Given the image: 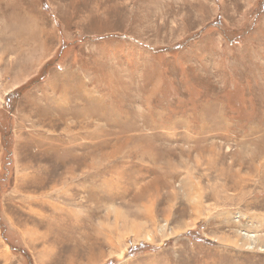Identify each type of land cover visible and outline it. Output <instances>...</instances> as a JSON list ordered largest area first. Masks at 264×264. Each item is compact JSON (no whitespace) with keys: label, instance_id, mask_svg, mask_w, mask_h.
Returning <instances> with one entry per match:
<instances>
[{"label":"rangeland","instance_id":"1","mask_svg":"<svg viewBox=\"0 0 264 264\" xmlns=\"http://www.w3.org/2000/svg\"><path fill=\"white\" fill-rule=\"evenodd\" d=\"M245 231L264 0H0V264H264Z\"/></svg>","mask_w":264,"mask_h":264},{"label":"bare ground","instance_id":"2","mask_svg":"<svg viewBox=\"0 0 264 264\" xmlns=\"http://www.w3.org/2000/svg\"><path fill=\"white\" fill-rule=\"evenodd\" d=\"M190 198L193 200V202H195V204H200L199 190L198 191L194 190V193L191 195ZM258 227L256 226V228H258ZM165 228H166L165 225H160L161 231H163ZM252 228H253V225H252ZM251 231H258V230L255 229V230H251ZM149 235H150V233L147 234V236H149ZM151 238H152V236H151ZM219 239L222 240V242L227 240L225 236H223ZM237 243H240V244H237ZM235 244H236V246L239 245V247L243 246V247H248L249 249H257V250L259 249V251L264 250V232H259L257 234V233H248L245 231V234L241 233L240 240L234 241V245Z\"/></svg>","mask_w":264,"mask_h":264},{"label":"trees","instance_id":"3","mask_svg":"<svg viewBox=\"0 0 264 264\" xmlns=\"http://www.w3.org/2000/svg\"><path fill=\"white\" fill-rule=\"evenodd\" d=\"M3 134H4V132H3ZM6 137V136H5Z\"/></svg>","mask_w":264,"mask_h":264}]
</instances>
